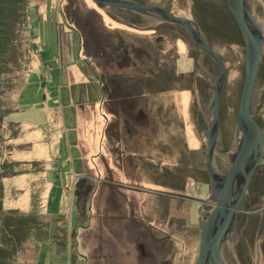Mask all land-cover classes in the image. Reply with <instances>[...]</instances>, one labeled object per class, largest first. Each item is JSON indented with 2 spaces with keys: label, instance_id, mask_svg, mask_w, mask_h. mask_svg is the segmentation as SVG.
Masks as SVG:
<instances>
[{
  "label": "rangeland",
  "instance_id": "rangeland-1",
  "mask_svg": "<svg viewBox=\"0 0 264 264\" xmlns=\"http://www.w3.org/2000/svg\"><path fill=\"white\" fill-rule=\"evenodd\" d=\"M136 1L187 17L222 57L212 151L222 177L240 139L235 118L244 76V44L232 13L225 0ZM244 2L264 35V0ZM7 21L12 28L0 31L23 50L4 51L14 86L1 98L10 111L0 152L30 169L1 180L0 217L19 223L0 222V264H195L198 216L212 208L197 201L209 193L204 131L213 119V56L179 22L152 10L24 0ZM261 53L250 106L264 137V44ZM48 72L49 79L42 76ZM185 73L194 78L190 88ZM76 95L104 98L103 111L112 110L93 107L101 125L91 155L75 129L87 128L93 109L70 105ZM57 138L51 153L48 144ZM246 190L236 237L221 241L224 264H264V138Z\"/></svg>",
  "mask_w": 264,
  "mask_h": 264
},
{
  "label": "water",
  "instance_id": "water-1",
  "mask_svg": "<svg viewBox=\"0 0 264 264\" xmlns=\"http://www.w3.org/2000/svg\"><path fill=\"white\" fill-rule=\"evenodd\" d=\"M97 6H115L126 7L132 9H145V11H155L160 16L169 17L181 24L191 36L193 43L202 46L204 52L206 51L210 56H213L217 64V74L214 78L213 92H212V115L213 119L209 123V130L204 133H209L206 141V149L204 161L207 173L210 178L211 194L214 199L213 207L209 210L206 217L199 219L200 235L198 250L195 264H224L220 255V243L229 229L235 217V213L241 200L245 189L250 181L251 174L262 157V131L261 127L252 115V106H250V98L252 88L254 86L256 73L258 71L262 44L264 35H258L257 22L252 15V12L246 6L244 0H225L226 7L238 29L242 43L244 44L243 55V78L239 92V98L236 108V124L239 128V141L236 150L233 152L229 165L224 170L222 177L217 174V171L212 166V151L215 145V137L219 127V98L221 89V79L223 77V61L217 51L206 42L196 32L195 26L191 25L190 20L178 14H174L169 9L154 5L143 3L135 0H93ZM242 180L239 188L231 198L233 192V184L238 176Z\"/></svg>",
  "mask_w": 264,
  "mask_h": 264
},
{
  "label": "trees",
  "instance_id": "trees-1",
  "mask_svg": "<svg viewBox=\"0 0 264 264\" xmlns=\"http://www.w3.org/2000/svg\"><path fill=\"white\" fill-rule=\"evenodd\" d=\"M22 1L24 2V0H0V27L3 26L4 30H6L8 28H12V27H8V26H12L14 23L8 22L7 16L14 14V8H15V10L17 8H19L20 2H22ZM163 7L169 9L168 6H163ZM15 24H17V22ZM206 31H207V29H206ZM15 33H16V35H18L17 28H15ZM237 33H238V37L241 38L239 35V32H238V29H237ZM10 35L11 34L7 33L6 31H5V34L3 31H0V141L5 140V138H4L5 136L3 133L2 120H3L4 116L7 113H9V111H10V110L8 111V109L6 108L5 101L2 102L1 98H3L5 93L8 92V90H10L14 86V84L12 85V81H13V80H11L12 77H6L5 76V72H7V69L5 66L6 59L4 57L8 54L5 53L4 51H6V48H8L10 45V53L9 54H11L14 51L13 53L15 55H18V54H20L19 49H22V47L18 48L17 43L16 44L13 43ZM18 37H22V36L18 35ZM206 42L209 44L208 41H206ZM221 59H222V57H221ZM8 70H10V69H8ZM29 73H31L30 70H29ZM182 77L184 78L183 80L185 81V85L187 84L186 87L190 88L192 85V82H193L192 80L194 78H192L190 76V73H185V74H183ZM168 88H171V87H168ZM220 94H221V89H220ZM6 146H7V144L4 145V147H1V149L7 148ZM37 164H38V162H33V168H34V165H37ZM29 169H30V166L28 168L24 167L22 169L19 167H16L15 162L12 159H10V157H8L5 153L0 152V194L3 193L2 192V184H1L2 177L6 176L7 173H11V174L12 173H18V172L23 173V171H28ZM1 210H2V206H1V195H0V211ZM0 222H3V223H5V222L19 223V217H17V219H13V217L6 215V216H4V218L0 217ZM5 227L6 228H4V229L2 228L3 234H5V231L8 229L7 226H5Z\"/></svg>",
  "mask_w": 264,
  "mask_h": 264
},
{
  "label": "crops",
  "instance_id": "crops-1",
  "mask_svg": "<svg viewBox=\"0 0 264 264\" xmlns=\"http://www.w3.org/2000/svg\"><path fill=\"white\" fill-rule=\"evenodd\" d=\"M59 53H55L53 56H54V58L52 57V56H48V58H51L52 57V60L53 61H55V60H57V62H58V60H59V58H60V56L58 55ZM72 62H71V64H74V65H78L77 64V61H76V59H75V57L73 58L72 57ZM51 62V61H50ZM59 64H60V62H58ZM46 64V63H45ZM43 66H45V65H43ZM52 67L54 66V65H51ZM50 72V71H49ZM49 72H48V74H46V73H43L42 74V76L43 77H46V78H48L49 79ZM41 74V73H40ZM72 98L73 97H70L69 96V98H68V100H70V105H73L74 103L76 104V105H81L82 106V104H83V106L84 105H91V110L93 109V107H95V106H98L99 107V110H101V112H102V114L103 113H105L106 115L107 114H109L112 110H105V111H103V107L101 106V104L103 105L104 104V102H106V99H101L100 98V100H98V98H91V97H87L86 95H85V98H79L77 95L75 96V98L74 99H76V100H72ZM59 100H60V103H61V105H62V107L64 106V105H66V106H68L67 105V102H65L62 98L60 99L59 98ZM48 108V107H47ZM49 109V108H48ZM109 111V112H108ZM93 113L91 114V112H90V119L87 121V128H85L84 130H83V132H80V131H77L78 129H75L76 130V134L78 133L79 134V136L80 135H82L83 136V138H84V140H83V142H84V145L86 146V148H87V146L88 145H91V147H92V149L90 150L89 148H87L88 149V153H90V155H91V153L92 152H94V146L95 145H97L98 144V139H99V137H100V135H99V132H100V123L97 121V117H98V115H99V113H97V112H95L94 111V109H93V111H92ZM113 113L114 114H116V111L114 110L113 111ZM139 113H142V112H138V114ZM113 114V115H114ZM101 116V115H100ZM105 116V115H104ZM81 114L80 113H78V114H76V116H75V119H74V121H73V127H75L77 124H78V122H81ZM66 130H67V128H66ZM4 136H5V134H4ZM15 136H16V134H15ZM59 137H62L63 138V132L61 133H59ZM77 137H78V135L76 136V139H77ZM60 139V138H59ZM58 138L57 139H55V140H53L52 141V143L50 142L48 145H49V150H50V152L51 153H53V150H54V147H55V144L56 143H58V142H60V140H59ZM7 142V139H5V143ZM26 144V143H25ZM10 150V149H9ZM8 150V151H9ZM87 153V152H86ZM5 154L8 156V157H10L9 155H10V152H5ZM43 154H46V152L44 153V152H37V153H34V157L35 156H43ZM16 164H19V161L18 160H14V159H12ZM24 172H26V171H24Z\"/></svg>",
  "mask_w": 264,
  "mask_h": 264
},
{
  "label": "flooded vegetation",
  "instance_id": "flooded-vegetation-1",
  "mask_svg": "<svg viewBox=\"0 0 264 264\" xmlns=\"http://www.w3.org/2000/svg\"><path fill=\"white\" fill-rule=\"evenodd\" d=\"M92 2H93V4L97 7V8H100V7H103V6H97V4L93 1V0H91ZM104 6H107V5H104ZM107 7H109V6H107ZM194 32H196V31H194ZM257 166V165H256ZM256 168V167H255ZM254 171H255V169H254ZM254 171H253V173H254ZM209 176V175H208ZM253 176V174H251V177ZM241 181H243L242 180V178H241V176L239 175L236 179H235V181H234V184H233V192H231V198H232V200H233V197L235 196V194H236V192H237V190H238V188H239V185H240V183H241ZM250 181H251V178H250ZM249 181V182H250ZM210 178H209V183H208V187H209V190H208V195H206V198L205 199H198V203H201L202 204V202L203 203H205V204H211V206L213 207V205H214V203H216L215 202V200L213 199L212 200V197H213V194H211L212 192H211V185H210ZM249 184V183H248ZM248 186V185H247ZM247 188V187H246ZM247 190L245 189V192H246ZM245 192H244V194H245ZM243 198H244V195H243ZM242 202H244L243 201V199L241 200ZM242 202H240V204H239V206H238V209H237V211H236V213H235V217H234V220H233V224H231V226L229 227V229L226 231V234H225V236L223 237L224 239H225V237L226 236H230V238L231 239H235V237H236V232H237V228H238V226H239V224L241 223V222H239V211H240V208L242 207ZM255 212H257V211H255ZM254 211H252L251 213H255ZM207 214H208V212H207ZM206 214V215H207ZM205 218V217H204ZM203 218V219H204ZM199 219H202V218H200V216H198V220H197V222H198V224H199ZM202 219V220H203ZM200 225V224H199ZM198 225V226H199ZM222 241V240H221ZM221 244V243H220ZM222 245V244H221ZM220 255H221V251H220ZM222 258V257H221ZM223 260V259H222ZM224 262V261H223Z\"/></svg>",
  "mask_w": 264,
  "mask_h": 264
},
{
  "label": "bare ground",
  "instance_id": "bare-ground-1",
  "mask_svg": "<svg viewBox=\"0 0 264 264\" xmlns=\"http://www.w3.org/2000/svg\"><path fill=\"white\" fill-rule=\"evenodd\" d=\"M196 34V32H194Z\"/></svg>",
  "mask_w": 264,
  "mask_h": 264
}]
</instances>
